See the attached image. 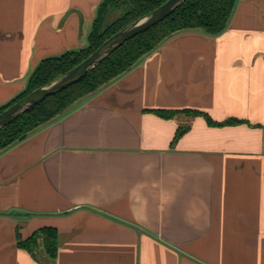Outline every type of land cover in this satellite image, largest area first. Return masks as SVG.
<instances>
[{
	"label": "crops",
	"instance_id": "crops-1",
	"mask_svg": "<svg viewBox=\"0 0 264 264\" xmlns=\"http://www.w3.org/2000/svg\"><path fill=\"white\" fill-rule=\"evenodd\" d=\"M101 2L0 0V106L88 45ZM43 227L54 259L18 243ZM0 264H264V0H238L219 35L173 34L2 151Z\"/></svg>",
	"mask_w": 264,
	"mask_h": 264
},
{
	"label": "trees",
	"instance_id": "trees-1",
	"mask_svg": "<svg viewBox=\"0 0 264 264\" xmlns=\"http://www.w3.org/2000/svg\"><path fill=\"white\" fill-rule=\"evenodd\" d=\"M165 0H102L89 34L88 45L47 57L38 63L32 71L24 91L8 103L0 106V112L28 92L51 81L60 74L80 63L109 36L137 18L158 7ZM238 0H185L174 12L151 28L135 35L122 46L96 65L80 81L48 96L30 110L24 112L0 129V153L19 141L23 134H31L53 118L58 117L76 101L90 96L103 86L130 70L141 59L155 51L164 40L184 30H200L209 35H219L226 30ZM119 8L121 13L111 22H106L110 9ZM157 113L170 117L169 110H156ZM188 111V110H186ZM196 113V111H191ZM200 112V111H199ZM209 122L216 123L204 113ZM236 118H228L219 123H234ZM184 132L179 128L173 143ZM52 259L58 250L57 230L53 227L38 228L29 238L19 239L20 246L33 251L39 243Z\"/></svg>",
	"mask_w": 264,
	"mask_h": 264
},
{
	"label": "water",
	"instance_id": "water-1",
	"mask_svg": "<svg viewBox=\"0 0 264 264\" xmlns=\"http://www.w3.org/2000/svg\"><path fill=\"white\" fill-rule=\"evenodd\" d=\"M184 1L185 0H165L155 9L119 29L106 40L104 39V42L98 48L70 70L37 87L30 93L28 92V94L15 101L14 104L12 103L9 105L0 112V129L48 96L80 81L91 69L101 64L107 56L122 46L127 40L164 20ZM26 136L27 134L21 135L19 140L24 139Z\"/></svg>",
	"mask_w": 264,
	"mask_h": 264
},
{
	"label": "rangeland",
	"instance_id": "rangeland-1",
	"mask_svg": "<svg viewBox=\"0 0 264 264\" xmlns=\"http://www.w3.org/2000/svg\"><path fill=\"white\" fill-rule=\"evenodd\" d=\"M121 11L119 8H114L112 10L109 11L108 15H107V19L106 22H111L113 21V19H115L116 17H118L120 15Z\"/></svg>",
	"mask_w": 264,
	"mask_h": 264
}]
</instances>
